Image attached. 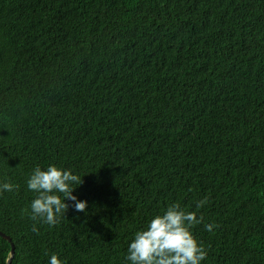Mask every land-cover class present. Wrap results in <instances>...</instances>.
<instances>
[{
	"label": "trees",
	"instance_id": "16d2710c",
	"mask_svg": "<svg viewBox=\"0 0 264 264\" xmlns=\"http://www.w3.org/2000/svg\"><path fill=\"white\" fill-rule=\"evenodd\" d=\"M49 165L88 205L55 226L23 211ZM3 183L11 264H131L174 203L204 217L201 264H264V0H0Z\"/></svg>",
	"mask_w": 264,
	"mask_h": 264
},
{
	"label": "clouds",
	"instance_id": "9594fccd",
	"mask_svg": "<svg viewBox=\"0 0 264 264\" xmlns=\"http://www.w3.org/2000/svg\"><path fill=\"white\" fill-rule=\"evenodd\" d=\"M83 180L71 170L62 169L56 165H49L46 170L39 166L33 169L27 180V188L36 194L31 201L30 209L24 213L36 222L55 226L60 217L66 214L69 204L74 202L77 212H86L87 201H80L73 191L74 185H82ZM18 186L12 183L0 184V195L3 192H12ZM208 203L207 198L197 203V208H203ZM201 215L197 218L196 212L184 211L179 203L170 204L163 214L156 215L148 226L134 235L129 244L126 260L131 264H201L207 257V251L195 238L191 229L203 222ZM216 227L214 224H205L209 232ZM33 232L39 229L33 225ZM49 264H64L57 254H52Z\"/></svg>",
	"mask_w": 264,
	"mask_h": 264
},
{
	"label": "water",
	"instance_id": "95a60500",
	"mask_svg": "<svg viewBox=\"0 0 264 264\" xmlns=\"http://www.w3.org/2000/svg\"><path fill=\"white\" fill-rule=\"evenodd\" d=\"M0 236H3L4 238H6L11 243V255L7 260V264H11L12 258H13L14 253H15V244H14L12 238L9 235H7L6 233H4L3 231H0Z\"/></svg>",
	"mask_w": 264,
	"mask_h": 264
}]
</instances>
